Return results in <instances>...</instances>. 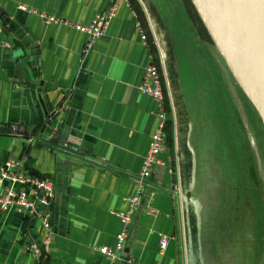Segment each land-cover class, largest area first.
I'll list each match as a JSON object with an SVG mask.
<instances>
[{"label": "crops", "instance_id": "crops-1", "mask_svg": "<svg viewBox=\"0 0 264 264\" xmlns=\"http://www.w3.org/2000/svg\"><path fill=\"white\" fill-rule=\"evenodd\" d=\"M108 2L0 0V124L27 125L25 132H0V171L11 159L52 184L41 190L48 200L39 206L50 228L23 207H0V264H199L194 211L181 191L190 177L187 132L197 121L188 114L179 63H188L191 87L202 94L213 66L211 37L191 0H118L103 35L86 47L82 27ZM142 31L155 45L142 43ZM158 58L177 114L169 117L160 162L132 211L121 260L113 263L94 246H115L119 214L157 128V102L139 84ZM198 108L204 114L202 99ZM201 142L206 151L216 149L209 138ZM7 186L0 182V194ZM201 233L202 240L203 224ZM33 241L42 246L39 257L28 251Z\"/></svg>", "mask_w": 264, "mask_h": 264}, {"label": "rangeland", "instance_id": "rangeland-1", "mask_svg": "<svg viewBox=\"0 0 264 264\" xmlns=\"http://www.w3.org/2000/svg\"><path fill=\"white\" fill-rule=\"evenodd\" d=\"M212 2L214 7L220 4ZM227 11L222 7L220 13L229 22L231 36L240 38L235 14ZM209 42L213 66L202 94L199 87H191L188 63H179L188 114L197 121L193 133L190 123L197 160L192 194L203 204L204 264H256L264 260L258 251L264 239V126L214 41ZM200 99L204 114L198 108ZM203 137L216 149L206 151L199 144Z\"/></svg>", "mask_w": 264, "mask_h": 264}, {"label": "built area", "instance_id": "built-area-1", "mask_svg": "<svg viewBox=\"0 0 264 264\" xmlns=\"http://www.w3.org/2000/svg\"><path fill=\"white\" fill-rule=\"evenodd\" d=\"M117 8L118 0H109L106 7L96 13L88 25L82 27L86 30L88 36L86 47L90 46L94 39L103 35L110 19L116 14ZM41 16L46 21L58 19L46 14H41ZM141 40L144 45L148 46L146 33L143 31L141 32ZM139 89L142 93L151 96L157 102V128L150 134V142L144 155L142 167L139 173L134 177L135 189L133 193L127 197V210L119 214L122 227L116 236L115 246H94V249L108 256L113 263L121 260V252L129 231L132 211L140 202L144 194L146 180L151 175L152 167L160 162L159 153L165 146V129L169 114L165 109V93L161 74L155 64L149 63L145 67ZM170 105L172 108L171 115L175 117L174 107H172L171 103ZM19 165L18 162L11 159H7L4 162V166L0 171V182L7 181L8 186L6 192L0 194V207L7 208L13 205L23 207L31 214L39 215L43 225L50 228V222L40 214L39 206L48 200V195L43 194L41 190L45 189L49 192L52 188V184L48 179L31 176L25 173ZM167 242V235L160 236V246L162 248L166 246ZM28 251L35 257H39L42 255V246L40 243L33 241L28 245ZM128 262L132 264H142L133 262L131 259H129Z\"/></svg>", "mask_w": 264, "mask_h": 264}, {"label": "water", "instance_id": "water-1", "mask_svg": "<svg viewBox=\"0 0 264 264\" xmlns=\"http://www.w3.org/2000/svg\"><path fill=\"white\" fill-rule=\"evenodd\" d=\"M194 4L199 17L201 18L205 28L207 29L211 39L214 41L216 48L221 52L222 56L224 57L225 61L227 62V65L229 66L233 76L238 81L240 87L245 91V93L250 98V101L254 105L256 111L258 112L264 126V87L256 85V81L253 77V75H250L249 71H246L242 68V65L239 62V58L237 57V52L235 47H233V38L231 36V32L225 22L223 21L222 17L216 21L214 24L215 27L213 28L215 30V33L209 26L205 15L203 14L198 1L197 0H191ZM209 5L212 7V10H216V7H214L212 0H207ZM235 40V38H234ZM236 52V53H235ZM27 125L25 123L20 122H11L9 125L6 124H0V132H4L7 128L12 129L16 132H25ZM190 124H189V131L187 132V139H186V145L190 151L191 156V166H190V177L189 182L187 184V188L184 190L182 188V200L184 203L189 204L192 206L195 219H196V243L198 247V258H199V264H204L203 259V252H202V217H201V211H202V204L198 198H195L193 196H188V193H191L194 189L195 182H196V167H197V160H196V151L193 148L190 140ZM186 193V195H185Z\"/></svg>", "mask_w": 264, "mask_h": 264}, {"label": "bare ground", "instance_id": "bare-ground-1", "mask_svg": "<svg viewBox=\"0 0 264 264\" xmlns=\"http://www.w3.org/2000/svg\"><path fill=\"white\" fill-rule=\"evenodd\" d=\"M197 1L214 33V24L220 17L228 27V20L220 13L222 7L228 10V14H235L242 32H239L240 38H235V40L233 38V47L236 49L242 68L253 75L256 85L264 87V0H225L226 2L217 0L220 4L214 11L207 0Z\"/></svg>", "mask_w": 264, "mask_h": 264}, {"label": "trees", "instance_id": "trees-1", "mask_svg": "<svg viewBox=\"0 0 264 264\" xmlns=\"http://www.w3.org/2000/svg\"><path fill=\"white\" fill-rule=\"evenodd\" d=\"M192 14H194L195 16H197L196 12L194 11ZM198 17V16H197ZM199 19V18H198ZM144 29V28H143ZM203 30L205 31V29L203 28ZM145 31V30H144ZM146 31H149L148 29H146ZM146 37H147V42H148V48L151 46V45H155L154 44V41H153V38L151 36V34L149 32L146 33ZM209 39V38H208ZM210 41V39H209ZM155 49V47H154ZM156 62V66L158 67L159 71H160V74H161V78H162V83H163V90H164V93H165V96H164V103H165V109L166 111L168 112V114L170 115L169 117H171V114H172V108H171V105H170V100H169V97H168V94L165 90V85H164V79H163V76H162V72H161V69H160V64H159V58L157 59V61H154ZM172 97H173V101H174V104H176L175 101H177V96L175 97L173 95V92H172ZM174 111H175V114H177V111H176V107L174 106ZM171 123V119L168 118L167 120V123H166V129H167V126L168 124ZM166 129H165V133H166ZM186 150V153H187V159H188V162H187V169L189 171L190 169V153L188 151V149H185ZM191 193H188L187 195L188 196H191L190 195ZM202 226V225H201ZM196 219H195V215H193V231L194 233L196 234ZM202 241V246H203V239L201 240ZM258 247V246H257ZM258 251L261 255V258L264 257V239H261V243L259 244V247H258ZM263 261V264H264V260H259L256 264H261Z\"/></svg>", "mask_w": 264, "mask_h": 264}, {"label": "flooded vegetation", "instance_id": "flooded-vegetation-1", "mask_svg": "<svg viewBox=\"0 0 264 264\" xmlns=\"http://www.w3.org/2000/svg\"><path fill=\"white\" fill-rule=\"evenodd\" d=\"M202 248H203V246H202Z\"/></svg>", "mask_w": 264, "mask_h": 264}]
</instances>
